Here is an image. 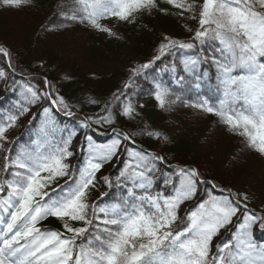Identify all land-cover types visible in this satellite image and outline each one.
I'll list each match as a JSON object with an SVG mask.
<instances>
[{"label": "snow or ice", "instance_id": "snow-or-ice-1", "mask_svg": "<svg viewBox=\"0 0 264 264\" xmlns=\"http://www.w3.org/2000/svg\"><path fill=\"white\" fill-rule=\"evenodd\" d=\"M166 3L198 19V27H188V40L164 36L151 59L129 69L123 88L104 102V115L82 117L47 75L16 81L20 100L0 116V264H264V242L255 237L256 230L264 232V206L251 207L252 194L220 187L192 165L166 175L164 156L129 147L144 130L125 131L119 123L139 115L128 94L135 78L183 50L182 73L175 62L158 69L178 76L177 87L151 81L157 106L179 103L215 116L244 149L264 158V0ZM31 6L34 0H0L3 8ZM153 9L166 12L157 0H57L51 11L52 18L114 36L101 20L133 23L136 13ZM0 56L15 72L6 46L0 45ZM0 77H6L4 70ZM87 103L100 101L89 97ZM58 113L74 118L76 126H64ZM29 117L35 136L19 145L10 130ZM105 124L113 136L100 145L89 131ZM146 134L169 139L157 131ZM101 181L108 191L93 200ZM49 217L64 232L42 231L39 225Z\"/></svg>", "mask_w": 264, "mask_h": 264}, {"label": "trees", "instance_id": "trees-1", "mask_svg": "<svg viewBox=\"0 0 264 264\" xmlns=\"http://www.w3.org/2000/svg\"><path fill=\"white\" fill-rule=\"evenodd\" d=\"M57 0H34V6L22 7L20 9L3 8L0 7V45L6 46L11 53L12 64L16 71L8 68V62L5 58L0 56V70L6 72V77H0V116L8 114V112L14 110L18 100H20L19 90L16 86V81L22 80L24 76H30L33 78V82L37 79H41L47 75L54 83L58 84L60 93L68 100L70 104L76 105L79 109L81 116L97 117L104 115L101 112V108L104 102L113 99V93L118 89L123 88V84L129 77V70H117L107 75H98L95 77H89V75L78 68L77 62H90L89 64H96L103 62L106 58L120 57V53L125 47H130L133 56L135 58L136 65L147 62L153 57L156 49L163 41L164 36H169L174 39L188 40L192 33L187 29L191 27L195 29L198 27V19H192L191 15L185 12L180 15V9L174 8L166 3V0H157L159 9H165L160 11L153 9L151 13L143 11L135 14V21L133 23H127L118 21L114 18L101 20L100 23L108 22L114 28L116 35L110 37H104L98 33L91 32L81 26L79 22H63L59 18H52V6ZM199 3V0H197ZM11 13L21 16L24 19L23 25L30 22L32 16L38 13L41 19L42 30L46 29L51 32H57L58 36H70L68 45L72 51L79 50L80 55L73 59L63 60L55 56H50L49 53H44L46 63L43 68L35 64V57L32 53V47L30 37L33 31L32 27L21 29H14L13 26H6L8 15ZM52 18V19H50ZM34 24V22H33ZM32 24V25H33ZM63 25V26H61ZM14 31H12V29ZM16 33V34H15ZM10 37L15 42L4 41V37ZM3 37V38H2ZM9 38V39H10ZM60 40V38H59ZM82 40V41H81ZM64 41H62L63 43ZM77 52V51H76ZM183 50H179L176 57H165L163 63L157 61L152 68L144 70L147 75H140L135 78L132 87L128 90V94L131 96L132 102L137 105L139 115H137L131 121L121 118L120 126L125 131L141 133L144 130L145 134H138L134 137L136 143L129 145L131 148H140L148 151L158 152L164 156L168 164L161 165L165 169V174L170 175L173 173L177 166L192 165L197 166L193 162L189 153V146L187 141L180 135H174L168 139L167 142L162 144L161 141L150 138L146 133L148 131H157L163 133L169 129L168 126V114L172 108H180L182 104H175L165 109L159 108L153 96L150 94L153 90V84L151 83L153 77L163 81L165 84L171 85L173 88L175 85V79L178 76H174L171 71L160 72L159 68H164L165 65L170 69L173 62L177 66V72L183 71L180 63V55ZM43 57V58H44ZM207 68V65L203 66ZM61 70L67 72L70 80L59 79ZM214 84V81H213ZM14 89H17L14 91ZM207 89H205L206 91ZM186 98L188 93H182ZM89 97L100 101L98 105H92L87 103ZM192 99L196 97L193 95ZM124 100V97H121ZM119 103V101H114ZM139 105H143V108H139ZM33 112L36 108L33 107ZM207 119L215 120L211 115H207ZM59 121L68 128L75 127L74 118L70 120L63 114H57ZM95 128L96 126L93 125ZM34 136L36 129L33 128ZM226 132V130H224ZM27 133V132H26ZM25 133L20 134L21 139ZM164 134V133H163ZM89 135H92L97 144L103 145L110 142L113 133L111 128L105 124L99 128V131H89ZM231 135V134H230ZM34 138V137H33ZM233 140L240 142L241 138L231 135ZM30 139V137H29ZM29 139L26 141L28 142ZM25 142V143H26ZM24 143V144H25ZM127 143V142H125ZM242 145V144H241ZM124 145H122V148ZM247 156L258 157L257 154L246 150ZM124 158H127V153H121ZM171 165V167H169ZM118 166L122 167V164ZM110 167V166H106ZM115 171V167L112 168ZM202 173V172H201ZM206 179L213 180L218 186H224V179L222 177H208L205 173H202ZM113 181L115 177H112ZM231 180L232 178L229 177ZM64 180L60 179L58 183L63 184ZM97 188L107 192V187L103 183H99ZM211 189V186H208ZM116 191L115 188L112 191ZM201 194L203 195V189ZM251 194V193H250ZM253 202L251 207L259 209L264 206V196L261 193L252 194ZM74 226H80L74 223ZM41 230H50L57 232H64L62 224L55 218L49 217L40 223ZM228 234L225 233V238ZM255 237L258 242H264V232L259 230L255 231ZM219 239V237L217 238Z\"/></svg>", "mask_w": 264, "mask_h": 264}, {"label": "rangeland", "instance_id": "rangeland-1", "mask_svg": "<svg viewBox=\"0 0 264 264\" xmlns=\"http://www.w3.org/2000/svg\"><path fill=\"white\" fill-rule=\"evenodd\" d=\"M39 17L40 15L36 13V15L32 16L30 22L23 25L24 19L11 13L8 15L6 25H11L14 29L22 28V30L32 27L33 31L31 32L29 41H31L30 46L32 47V53L36 59L35 64L37 66L46 63V58L43 56L46 52L52 57L55 56L63 60L73 59L81 54L79 50L74 52L66 45L68 44L66 42L69 41L66 37L70 36H58L57 32H51L46 29L42 30V20H39ZM102 24L110 27L114 32V28L110 23L103 22ZM81 26L104 37H110L106 33H101L87 27L85 24H81ZM9 38L6 36L3 40L15 42L14 39ZM62 41L64 42L62 43ZM119 55L120 57L106 58L99 65H90V62L87 61L85 63L82 61L77 62V65L89 77L107 75L113 71L122 69L129 70L132 66L136 65L130 47L123 48ZM64 75L68 74L66 71L61 70L59 79ZM212 117L215 120H211L210 122L205 114L198 113L190 107L172 108L168 114L169 129L163 133L168 138L174 135L182 136L188 143L189 153L193 162L197 164L196 167L208 177H222L224 179V186L221 187H228L251 194L261 193L264 196V158L260 156H247L243 146L234 140V138L232 140L231 135L227 131L224 132L225 128L218 123L217 118L215 116ZM30 118L22 119L18 122V127L10 130V139L14 141L18 140L19 145H23L29 137H34L33 128L28 122ZM22 133L25 134L21 139L20 134ZM163 143L165 142L163 141ZM229 177L232 179L230 180ZM103 192L99 188H96L93 190L92 199H98Z\"/></svg>", "mask_w": 264, "mask_h": 264}]
</instances>
